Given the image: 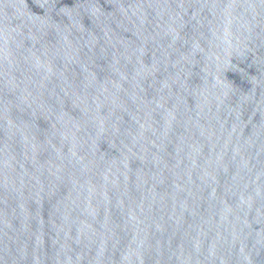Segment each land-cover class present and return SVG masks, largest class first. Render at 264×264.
<instances>
[{"label": "water", "instance_id": "95a60500", "mask_svg": "<svg viewBox=\"0 0 264 264\" xmlns=\"http://www.w3.org/2000/svg\"><path fill=\"white\" fill-rule=\"evenodd\" d=\"M0 264H264V0H0Z\"/></svg>", "mask_w": 264, "mask_h": 264}]
</instances>
